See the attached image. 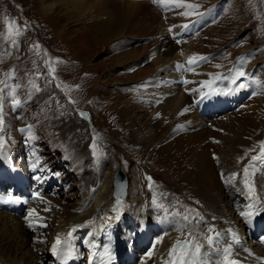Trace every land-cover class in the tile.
Here are the masks:
<instances>
[{
    "label": "rangeland",
    "instance_id": "374dc122",
    "mask_svg": "<svg viewBox=\"0 0 264 264\" xmlns=\"http://www.w3.org/2000/svg\"><path fill=\"white\" fill-rule=\"evenodd\" d=\"M38 1L0 0V81L5 82L8 86V92L4 94L3 104L5 125L11 117L15 119L17 125L20 123L17 127L19 129L32 125L31 133L19 131L17 141L11 136V132L7 127H5L3 132H0V136L4 138L5 148L11 147L9 149L11 150L12 159H14L15 155V158L18 157L20 160L28 151L34 159L37 160L39 158L38 163L35 160L33 163L36 162L37 165H42L40 168L42 171L40 172L45 177L43 179L44 182H42L44 190L39 192L40 185H38L39 180L37 177L41 173H31L29 168H27L26 172H16L17 175L12 177L5 174V171L0 170V177H8L12 181L14 179L22 180L25 185L26 195H22L19 198H25L28 203L31 197V202L27 204V208L34 206L35 212L43 213V218L37 225H33L31 228L28 225L25 226L27 241L29 239V241H33L39 237L42 238L32 231L37 227L38 229L43 228V230H46L44 233L46 237L43 236L44 239L39 243L48 244L53 215H56L60 211L59 209L65 206L67 208L75 206V210H80L84 206L91 207L94 195L100 189L104 174L110 170L114 174L118 168H121L129 179V185H131L132 180L136 181L139 193L145 202L143 206L146 207H142V209L143 211L147 210V212H144V215L140 217L162 220L166 225L167 222L181 223L183 215L195 217L199 214V217L203 219L202 221H197L200 223V227H198L203 231L204 229L207 230L206 232L204 231L205 233L212 234L215 231V226L213 223L211 225L209 219L205 218V216L207 214L211 215L214 212L212 211L214 207L215 211L216 209L221 210V214L229 216L232 221L236 219L238 224L242 220L241 224L246 229L242 226V230H237L241 238L240 245H237L238 247L243 246L244 243L255 245L258 239L255 242L248 239V233L251 232V229L243 218L239 219L238 212L230 211L231 204L234 202H230V207L228 204L229 199H236L238 202L236 204L237 207H235L236 210H241L245 204L246 207L249 205V200L251 199L248 196L247 189L241 187L244 186L245 180L244 168L249 165L253 156L259 155L262 147L261 142H264V109L261 110V107L264 108V0H186V2L199 4L197 9L200 11H205L208 7L215 4L216 14H220L218 10L222 9L221 3L224 4L222 10L226 9L216 21L213 22L216 17L214 15L203 23L202 29L211 24L220 30H217L208 39L204 51L206 55H201L208 57V59L203 60V67L199 71L200 74L202 76L206 75L208 74L207 72L213 71L211 69L207 70V67L213 66L217 68V65H219L221 68L218 71V76H221L219 75L221 71L222 75L229 78L223 79L225 80L224 85L221 84L219 90L227 91L229 89L226 88V85L235 86L231 84L230 79L234 71L240 69L247 74V77L243 79L245 81L248 80L246 83L249 85V91H245L244 95L235 99L232 105L228 103L225 107H217L218 103L215 102L209 109L202 106L204 112L198 111L199 115L204 119L202 125L197 126V128L200 127L199 130L210 128L212 124L217 128L214 132H210L206 138V144L209 145L206 150L208 157L216 166L217 164L218 166L220 164H225L224 166L234 164V169L237 173L234 179V183L237 184L236 189L230 186H228L229 189L222 188L224 191L220 189L223 195V204H218L217 202H208V204L200 196V191L203 192V190L197 189L202 187L203 184L195 182L196 180L198 181L195 174L196 170H194L197 162L196 152L185 156V152L183 153L181 149L169 153L166 150H161L159 155H157L153 150L159 145L158 143H152L146 147L144 141L140 140L142 136L138 137L135 129L125 125V120L132 106H142V109L145 110L144 114L149 119L147 122L150 125V129L154 125L151 120H156V118L160 117L159 120L168 128L165 133H172V137H176L177 134L180 135L179 133H193L191 131L195 129L192 128L190 131L185 128L182 131L176 130V127L172 129L167 125L170 124L169 120H167L165 114H162L157 99L152 97V95L160 96L159 88H153L151 96L147 92L146 86L151 85H148L146 80L147 76L151 75V71L147 68L150 67V61L145 57L148 52L146 51L148 43L155 33L149 34L146 37V41H143L144 37L141 36L139 37L142 40L141 43L137 40L133 44L130 42L128 47H124L125 50L130 48L138 50L136 54H139L138 57L142 56L143 61L141 60L139 63L138 71L133 72L134 69L128 68V66L111 64L110 60L113 59L115 52L112 51V45L111 43L108 44L109 42H98V40L89 36V38L85 39L81 38V36L78 37L81 39H77V37L71 39L76 34L75 27H70L69 31L66 30L61 36L56 37L53 29L58 28L62 21L59 20L56 14L48 16L49 18L40 15L36 9ZM144 1H148V5L154 11H158L157 13L161 15L160 21L164 20V14L169 10L167 7L170 6L154 3L152 0ZM177 8L181 9V7H171L170 9L178 11ZM204 11H202V14ZM12 20H15L16 25H19V32L21 33L15 44H13L11 38H4L7 35L6 22ZM158 26L157 24L153 31ZM165 32L169 33V31ZM175 32L177 31H172L171 34ZM37 44L39 47H34ZM55 58H59L63 63L56 64ZM185 60V58L181 59L183 62ZM46 61L56 69L54 77L49 74ZM213 62L217 63L213 64ZM251 63L255 64V66L251 67L252 69L249 66ZM204 64L206 65L204 66ZM160 75L161 73L154 74L152 77L157 78L158 76L159 79ZM5 83H0V88H5ZM165 83L167 82L165 81ZM213 85L215 86L214 83ZM36 88L39 90L37 91ZM12 90H14V93ZM241 91H239V94ZM193 94L191 91L190 95L192 97ZM12 95L15 96V99L22 102L15 111L11 106ZM218 99H222V97ZM253 99H256L255 103H257V100L259 101V112L255 119V125L251 128L249 127L247 129L248 132H245V127L239 123L242 131L245 130L243 133L238 132L240 131L239 128H230L229 124L233 120L239 122L237 120L239 117L248 115L245 112V107ZM51 100L57 104L50 105L51 108L46 110L43 104L46 105L45 103H50ZM82 113L86 115L82 116ZM231 115L236 117V119H230ZM55 120L57 122L53 124ZM69 121L72 122L74 130L70 124L68 125ZM234 131H237V133ZM60 133L63 140L59 141L57 138ZM30 135L35 136V139H28ZM171 136L170 138H172ZM94 137L97 140L96 150L101 153L98 157L94 156L93 149H90ZM245 139L246 141H244ZM103 143L107 144V146H104ZM75 144H77L75 149L82 151L78 159L76 155L70 152ZM213 146L221 148L222 152L216 151ZM231 154L234 157L233 155L231 157ZM231 160L233 161L231 162ZM7 165L9 164L7 163ZM216 168L219 169V167ZM252 172L256 173L255 176L250 174L247 179L249 183H254L255 194L259 197V202L251 210L255 211L258 221H263L264 174L262 172L264 170L249 167V173ZM55 173H59V176L55 175ZM259 174L263 175L260 176ZM47 175L52 176V179H49ZM146 177H151V188H149L150 181ZM36 180L38 181L36 182ZM82 181H85L88 187L86 194H81L80 183ZM5 186L9 188L10 185L6 183ZM37 187V191L41 195L34 199L33 193H35ZM153 193H156L158 202L165 206L164 209L153 207ZM160 194L166 195L161 197ZM114 200L112 195L111 204L115 205ZM251 202L253 203L252 200ZM27 208L26 211L23 210L26 213ZM105 210L90 216L81 225H92L95 220L97 223L101 219V223L105 222L106 224V219H104ZM137 211H140V209ZM125 223L127 224L126 231L128 232L124 231L128 236V239H126L128 241L126 242H131L133 249L123 247L125 254L122 253L121 259L127 261L126 258L129 257L133 261L129 264L145 263L147 258L152 257L154 248L159 244V228L152 225L158 234L154 236L155 233L153 234L152 232L153 241H149L150 227H148L146 220H144L142 227L147 232L141 235L135 234L134 231L129 232L131 224L128 220L124 221ZM41 225H46V227H41ZM81 225H77L78 230L81 229ZM217 226L220 227L219 225ZM176 227L174 230L177 229ZM137 228H139V225ZM191 230L193 229L186 228L185 234ZM260 234H264V226L261 228ZM250 236L254 238L256 234ZM13 240L15 241V239ZM148 241L149 243L147 244ZM134 242L137 246H135ZM152 247L154 248L152 249ZM139 248L142 249V253ZM150 249L153 254L148 256L146 253ZM37 251L36 258L40 264H50L51 256H39L40 250ZM136 260L137 262L140 261L137 263L135 262ZM257 264H264V260L262 259Z\"/></svg>",
    "mask_w": 264,
    "mask_h": 264
},
{
    "label": "bare ground",
    "instance_id": "6f19581e",
    "mask_svg": "<svg viewBox=\"0 0 264 264\" xmlns=\"http://www.w3.org/2000/svg\"><path fill=\"white\" fill-rule=\"evenodd\" d=\"M188 3H192V2H188ZM148 4L149 2L144 1V0L143 1H138V0L137 1L136 0H39L37 2L36 9H37V12L43 17H48L53 14H56L59 20L62 21V23L60 24L58 28L53 29L54 35L56 37L61 36L70 27H75L76 34L73 35L71 39L73 37H77V39H81V38L85 39V38L91 37V38H94L95 40H98V42L100 41L107 42V43L109 42L108 44L111 43L112 45V51L115 52L113 59L110 60L111 64L120 65V66H123V65L128 66V68L134 69L133 72L138 71V66L142 60L141 58L142 56L138 57L139 54H136L138 50H133V48L125 50L124 47H128L130 42H132L133 44L137 40L139 43H141L142 40H140L141 38H139L141 36L144 37L143 41H146L147 40L146 37L149 34L155 33L154 36L156 37L154 38L153 36L151 41L148 43L147 50H146L148 52L145 57L146 59L150 61L149 62L150 67L152 68L151 69L150 67H147L151 71L150 72L151 75L147 76V80L145 79L147 81V84L151 85V86H146L147 92L150 94L149 96H151L153 88L155 89L159 88L160 96L152 95V97L157 99L158 101L157 103L160 104L159 107H160L162 114L163 115L165 114L167 116V120H169L170 124H167V125H169L172 129H175L174 127L177 128L176 130H180V131H182L184 128L189 131L192 128H195V129L191 131L193 133H190V132L189 133H179L180 135L176 133L177 136L172 137L171 136L172 133H169V132H168L169 134L165 133L167 132L166 130L168 128L166 125H163L162 122L159 120L161 117L156 118V120H151V123H154V125H153V128L150 129V125L147 122L149 119L147 118L146 114H144L145 110L142 109V106L134 107L132 105H131L132 109L129 111L128 117L125 120V123H126L125 125L126 127L135 129V132L137 133L138 137L142 136L140 140L144 141V144L146 147L149 144L158 143L159 145L155 147L153 150L157 155H159L161 150H166V152L169 153V152H173L177 150L179 151L181 149V151L183 150L182 151L183 153L185 152V156L189 155V153L196 152L195 157L197 159V162L195 164L194 170H196L195 174H196V178L198 179V181L195 179L196 180L195 182H199L203 184L202 187L197 189V190H203V192L200 191L201 193L200 196L204 200H206L207 203L217 202L218 204H223V195L221 194L220 189L224 187L229 189L228 186L234 189L237 188V184H235L234 181L232 185H229L227 183L230 178V174L236 173V170L234 169V164H227V166H224L225 164L224 165L220 164L218 166L217 164L216 166L211 161V159L208 157L207 155L208 153L206 150L209 147V145L206 144L207 142L206 138L207 136H209L210 132H214L215 129L217 128L215 127L214 124H212L210 128H202L199 130L200 127L197 128V126L198 125L201 126L204 119L199 115L198 111L201 110L204 106L206 108L208 107V109L211 108L215 102L218 103L217 107H225L228 103L229 104L231 103L232 105L235 99H238L242 95H244L245 91L247 92L249 91V87H247L246 89H243L244 91L240 90L241 91L240 94H239V91L232 92L231 94H226L228 93V90L227 91L219 90V88L221 87V84L224 85L225 80H223V78L226 76L222 75L220 71V74H219L221 75L220 79L216 80L218 76V71L220 70L221 67H217V68H214L213 66L207 67V70L211 69L213 71L210 73L207 72L208 74L202 76L199 71L202 69L204 61H201L192 66H188L186 63L188 58L190 56H193L194 54L198 56L206 55L204 51L206 49V44L208 43L209 37L212 36L217 30H220L219 28L213 27L211 24L207 26L205 29H202L204 21H207L209 18L216 15L215 4H213L211 7H208L205 11L202 10L204 11L203 14H202V11L195 9L194 11L196 13H199V15H192V16H185V15L180 14L183 11H185L184 8H181L180 10L179 8H177L178 11L169 9L165 12L164 20L162 21H160L161 15L157 13L158 11L157 12L154 11V9L150 7ZM199 17H201V21L197 20ZM157 24L159 26L157 27L156 30L153 31V28L157 26ZM185 24L188 25L186 29L183 27V25ZM170 28L172 29V31H177L178 34L182 36V39H180L179 36L173 38L174 36H176L177 32H175L176 34L175 33L171 34L172 31L171 32L169 31ZM165 31H169L170 36H169V33ZM80 36L81 38H78ZM182 58L186 59L185 62L181 61ZM215 63L217 62H213V64ZM177 65H182L183 67H177ZM205 65L206 64H204V66ZM249 66L251 68L255 66V64L251 63ZM160 73L161 75L159 79H158V76L157 78L152 77L154 74H160ZM182 78H184L183 83L180 82ZM165 81L167 83H165ZM204 81H215L214 83L215 86L213 84L207 85V84L202 83ZM246 82H248V80H246ZM198 84L200 85L197 86ZM234 87L235 86H231L230 84L226 85V88L228 89L234 88ZM210 88L214 89L215 92L218 94L212 95L210 98L206 100H201L200 98L201 90L203 92H208ZM191 91L194 93L193 97L190 95ZM220 95L222 99H218V98H221ZM196 97L197 99H195ZM255 100L256 99L250 100L248 105L245 107L246 109L245 112L248 113V115L246 117L245 115H242L241 117H239L237 119L239 122H235L236 120H233L229 124L230 128L232 129L239 128L240 131L238 132L243 133L245 130H246L245 132H248L247 129L255 125L256 123L255 119L257 118L258 112H259L258 110L259 101L257 100V103H255L254 102ZM45 104L46 105L43 104V107H45L46 110H49L51 108L50 105H56L57 103L51 100L50 103H45ZM261 108H262L261 110L264 109L263 107ZM184 109H187V111H184ZM229 118L236 119V117L232 115ZM57 120H55V122L54 123L52 122V123L55 124ZM237 123L238 125H236ZM239 123H241L245 127V130L242 131V128L240 127ZM69 124L72 126V129L74 130L75 128L73 127L72 122L69 121L68 125ZM18 125H20V123ZM18 125L16 124L15 119L12 117L10 118L9 122L6 124V127L10 130L11 136L14 137L15 141H17L16 139L18 138V134H19V128H17ZM178 125L180 127H178ZM234 132L237 133V131H234ZM213 135L215 136V134ZM170 136L172 138H170ZM57 140L59 141L63 140L61 138V133L58 135ZM244 141H246V139ZM76 145L77 144H75L74 146L72 145L73 149L70 152L71 154L76 155L78 159L81 156L82 151H77L75 149ZM9 148L11 147L5 148L7 152L6 158L0 159V160L2 161V164H4L3 167L7 163L9 164L10 176L13 177L17 175L19 171L26 172L27 168H29V171H31V173H34V172L36 174L41 173L40 171H42V169L40 168L42 167V165H37L35 169L31 167L34 160L35 161L37 160L34 159V157L32 156V154H30L29 151L25 153V155L22 156L20 160L18 157L15 158V155H14V159H12L11 154H10L11 150ZM69 149L71 150V148ZM215 150L218 152H222V149L219 147H215ZM205 152H206V156H205ZM232 155L233 154H231V157ZM181 157H182V153H181ZM232 161L233 160H231V162ZM14 166L19 168V171H15L16 168ZM216 167H219L220 170ZM222 173L224 176L223 179L221 177ZM262 173L264 174V172ZM263 174H259V175L262 176ZM112 175H114L112 170L104 174L100 189L94 195V200L91 203V207L84 206L80 210L79 209L75 210L74 209L75 206L73 208H67L65 206V207H61V209H59L60 211L57 212L56 215H53L54 218L52 219L51 224H50L51 226L50 227V238H49L48 244L46 243L45 245L39 242H34V241L41 242V240L44 239V237H46L44 236L45 235L44 233L46 230H43V228L38 229L36 227L34 228V230H32L33 232H35L38 236H41L42 238L39 237L37 238V240L29 241L30 240L29 239L27 241V236H26L27 230L25 226L28 225V222L25 220V216L28 215L29 209H35V207L34 206L32 208L28 207L27 213L24 212V214L20 216H15L16 211L14 209L15 207L14 203L5 202L9 206L10 209H14V210L6 212L0 209V264H38V263L40 264L39 260L36 258V253L38 254L37 250H40L39 256L40 255L43 257L51 256L50 264H52L53 254L51 252V248H52L53 243L56 240L57 235L59 234L62 238L63 236L68 235V233L70 232L72 233L70 238L73 239L74 241L77 257L79 259L82 256L80 249L84 248V256H85L84 261L86 262V264H89L90 255L94 256L93 264H111L112 263L111 260H106V258H105V261L102 262L101 257L99 255V253L103 252L105 247H108L112 253H113L114 247H119V253L116 255V260H117V263L120 264L121 263L120 257L122 256V253L125 254V252L123 251V247H125L126 249H133L131 242H126L128 241L126 240L128 239V236H127L128 232L126 231L127 224L126 223L124 224V221H127V220L131 224L129 232L134 231V233L138 235H141L147 232V230L144 231V228L142 227L144 220L147 221L148 227H150V231H155V228L153 226H155L156 228H159V231H160V235H159L160 237H159V242H158L159 244H157L156 247L154 245L155 248L152 247V249L154 248V254L152 255V257L147 258L145 263L146 264H162L163 261H166L168 258V251L171 248L172 241L176 240L178 237H181V232L178 231L177 229L174 230V228L180 223L178 222L168 223L167 222V224L165 225L162 220L159 221V220L151 219L149 217L147 218L140 217L141 215H144L143 213L147 212V210L143 211L142 209V207H146V206H143L145 202L143 201L142 196L139 193V188L137 187L135 180H132L131 185L128 186V193H127L126 198L125 199H115L114 200L115 205L113 203L111 204V196L113 195L112 194V188H113L112 186L113 176ZM38 177H39L38 185H40V190H41V191L39 190V192H42V190H44V185L42 182H44L43 179L45 177L43 173H41ZM51 177L52 176H48L49 179ZM34 179H36V177H34ZM38 180H36V182ZM80 184L82 188L81 194H86L85 192L87 191L88 187L85 184V181H82ZM38 187L35 189V193H39L37 191ZM241 187L244 188V186H241ZM222 190L224 191V189ZM40 195L41 194H39V196ZM0 196L7 197L3 195L2 193H0ZM31 199L32 198L30 197L28 203L31 202ZM232 201L234 202L233 204L230 203ZM249 202H250L249 204H252L251 200H249ZM230 204H231V207H230ZM236 204H238L236 199L235 200L229 199L228 206L231 208V209L229 208L230 211L238 212L239 219L243 218L244 222L251 229V232L248 233L249 235L248 239L250 241L254 240V242L258 239V241L255 242V245H252V244L250 245V243L248 244L244 243V245L241 247L236 246L235 247L236 254L230 258L240 261L241 264H257L262 259L264 260V234L259 235L261 228L264 226V220L258 221L255 211L247 208L246 204L243 206L241 210H236L235 208L237 207ZM213 208H212V211L214 212L211 213V215L207 214L205 218L207 217L209 219V222L211 223V225L212 223L214 224L215 226L214 233L216 232L221 233L220 240L222 243L217 246L221 249V251L216 255H213L212 253L207 252L206 249L203 251L206 253L205 260L211 257V264H224V255L222 252V248L223 246H226L227 244L232 243V237L229 232V229L237 232L238 229L242 230L243 225L241 224L242 220H240L239 221L240 224H238L236 219L232 221V219L229 218V216L222 215L221 210L216 209L215 211ZM139 209L140 211H137ZM101 210L106 211V214L104 216V219H106V224L105 222L101 223L102 221L101 219L97 223L95 220V222L92 225H87V226L81 225L82 222L86 221L90 216H93L94 214L98 213ZM244 211H252L255 214L250 217L245 218V217H242L240 214L241 212H244ZM34 213L35 214H33V216L30 219L32 220L33 225L35 226L40 221V220H37L36 217L39 216L43 218V215H42L43 213H40L39 211L38 212L36 211ZM225 214H228V213H225ZM46 217L48 216L46 215ZM112 221H114L115 223L119 225L120 232L118 236H115V230L111 235L108 233L109 241H106V238L102 236V229L107 224L114 225L111 223ZM77 225H81L82 226L80 227L81 229L78 230ZM138 225H139V228H137ZM217 225H219L220 227H218ZM198 226L200 227L199 222L196 223V226L193 229L195 232L201 233L204 235H209L205 233L207 230L204 229L205 231L204 232ZM124 231L127 233H125ZM77 234H80V236H77ZM156 234L158 233L156 232ZM156 234L154 236H157ZM254 234H256L254 238L250 236ZM112 235H113L114 243L109 244L110 238ZM13 239H15V241ZM149 241H153V239ZM149 241L147 242V244L149 243ZM103 242H105V244L101 245ZM200 242L204 243V240L201 239ZM135 246H137L136 243H135ZM145 247H146V244H145ZM244 249H248L249 251H244ZM113 255L115 254L113 253ZM39 256L37 255V257ZM126 260L130 261L129 257H127ZM137 260L135 262H137ZM145 263H142V264H145ZM53 264H57V261L55 260V258H54Z\"/></svg>",
    "mask_w": 264,
    "mask_h": 264
},
{
    "label": "snow or ice",
    "instance_id": "6c2138e0",
    "mask_svg": "<svg viewBox=\"0 0 264 264\" xmlns=\"http://www.w3.org/2000/svg\"><path fill=\"white\" fill-rule=\"evenodd\" d=\"M154 3H158L161 5H165V6H171V7H181L184 8L185 11H183L182 15L185 16H192V15H199V13H196L194 10L199 8V4L196 3H188L186 2V0H153ZM183 27L186 29L188 27L187 24L183 25ZM6 31H7V35H5V39H9L11 38L13 41V44L16 43L19 35L21 34L19 32V25H16L15 20H12L10 22H6ZM169 31L171 32L172 29L170 28ZM179 42V41H177ZM34 47H39V45H35ZM207 57H203V56H198V55H193L190 56L187 60V65L188 66H192L194 64H197L203 60H207ZM46 66H48L49 69V74L52 75L54 77V73L56 71V69L54 67H52L48 61L45 62ZM55 63L56 64H60L63 63V61H61L59 58H55ZM177 67H183L182 65H177ZM217 67H219V65H217ZM11 75V74H9ZM247 74L245 72H243L240 69H236L234 71V73L231 76L230 82L232 85H235L234 88H229L228 93L226 94H231L232 92H238L240 90L246 89L249 85L246 83L245 79ZM217 79H220L219 76H217ZM223 79H229L228 77H224ZM186 82V81H185ZM257 83H259L258 81H256ZM0 83H5L3 81H0ZM204 84L207 85H211L213 83H215V81H204L202 82ZM35 87V85H34ZM36 90L38 91L39 89L36 88ZM14 93V90H12ZM8 92V86L5 83V88H0V132H3L6 125H5V121H4V112H3V104H4V99L5 96L4 94ZM218 93L215 92L214 89H211L208 92H203L201 90V95L200 98L201 100H206L208 98H210L212 95H216ZM255 94V93H253ZM12 99V108L15 111L17 109V107L22 103L20 100L15 99V96L12 95L11 96ZM184 111H187V109H184ZM182 114V113H181ZM82 116L86 115V114H81ZM178 127H180L178 125ZM19 131L21 132H25L27 131L28 133H31L32 131V125H27L25 128H21L19 129ZM28 139H35V136L30 135L28 137ZM96 144H97V140L94 137L93 138V143L92 145H90V149H93V155L94 156H99L101 155V153L99 151L96 150ZM262 147H261V151L259 153V155L257 156H253L251 158V161L249 163V165L245 166L244 168V176H245V180H244V187L247 189V193L249 198L253 201L252 204H249L247 207L249 209L253 208L255 206L256 203H258V197L255 194V187H254V183H249L247 180V176L248 175H253L255 176V172L249 173V167H252L254 169H258V170H264V142H261ZM7 156V152L5 149V142H4V138L2 136H0V159H4ZM215 158V156H214ZM240 159V158H238ZM39 162V158H37V163ZM37 163H33L31 165V167H33L34 169L37 167ZM259 166V167H258ZM55 175L59 176V173H55ZM237 176V173H232L229 180H228V184L232 185L235 177ZM222 179L224 178L223 173L221 174ZM150 183H149V188L152 187L151 184V177H146ZM37 179H39V177H37ZM161 197L165 196L166 194H160ZM39 196V193H33V198H37ZM0 201L6 202V203H18L20 202V198L19 197H15L11 194H9L7 197H3L0 196ZM152 205L153 207L157 208V209H164V205L158 202V198L156 193H153V199H152ZM47 210V209H46ZM35 210L34 209H29L28 211V215L25 216V220L28 222V226L32 227L33 226V222L30 219L33 214H34ZM242 217H250L252 215H254L255 213H253L252 211H244L240 213ZM37 220H42L41 217L37 216L36 217ZM202 217H199V214H197L195 217H190L189 215H183L181 217V223L177 225V230L181 232V237H178L176 239V241L173 243V245L171 246V248L168 251V258L166 261H163L162 264H211V257H209L207 260H205V255L206 253L203 250H207V252L212 253L213 255L218 254L221 249L219 247H217L219 244H221V233L216 232L214 234H209V235H204L201 233H197L194 230L188 231L185 234V229H194L196 226V223L198 220L202 221ZM46 227V225H41ZM211 231V229H210ZM229 232L231 234L232 237V243L227 244L226 246H223L222 248V252L224 255V264H241L240 261L236 260V259H232L230 257L234 256L235 253V247L237 245H240L241 242V238L239 237L238 233L229 229ZM72 233H68V236H71ZM201 239L204 240V243H201ZM34 242H40V241H34ZM67 245V239L62 240L61 236L58 234L56 237L55 242L52 245L51 248V252L54 256H60L62 252L65 251ZM244 251H249L248 249H244ZM153 254V251L150 249L148 253H146V255L151 256ZM102 262L106 260H113L115 257L113 255V253L111 252V250L108 247H105L103 252L99 253ZM93 259L94 256L90 255L89 256V264H93Z\"/></svg>",
    "mask_w": 264,
    "mask_h": 264
},
{
    "label": "water",
    "instance_id": "95a60500",
    "mask_svg": "<svg viewBox=\"0 0 264 264\" xmlns=\"http://www.w3.org/2000/svg\"><path fill=\"white\" fill-rule=\"evenodd\" d=\"M112 194L117 198H124L127 195V178L126 174L121 168H118L114 175L112 181ZM175 242V241H174ZM173 242V243H174ZM172 243V245H173Z\"/></svg>",
    "mask_w": 264,
    "mask_h": 264
}]
</instances>
